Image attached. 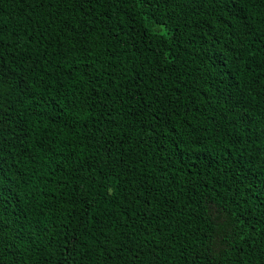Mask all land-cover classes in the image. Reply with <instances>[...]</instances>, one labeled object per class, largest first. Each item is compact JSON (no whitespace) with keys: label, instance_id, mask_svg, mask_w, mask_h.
<instances>
[{"label":"trees","instance_id":"obj_1","mask_svg":"<svg viewBox=\"0 0 264 264\" xmlns=\"http://www.w3.org/2000/svg\"><path fill=\"white\" fill-rule=\"evenodd\" d=\"M0 264H264V0H0Z\"/></svg>","mask_w":264,"mask_h":264}]
</instances>
